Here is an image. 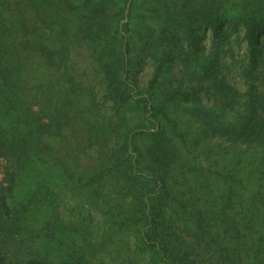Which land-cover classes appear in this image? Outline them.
<instances>
[{"label":"rangeland","instance_id":"obj_1","mask_svg":"<svg viewBox=\"0 0 264 264\" xmlns=\"http://www.w3.org/2000/svg\"><path fill=\"white\" fill-rule=\"evenodd\" d=\"M16 1L0 0V19L15 31L17 24L5 9ZM123 5L124 0H29L23 16L31 29L45 30L47 42L51 38L57 47L64 46L63 58L53 64L30 52L20 84L42 155L38 160L26 156L20 184L8 189V161L0 156V198L8 199L5 212L14 218L40 209L46 221L39 219L27 235L0 247L23 255L37 251L56 260L74 254L91 264H170L141 243L142 221L119 219L112 200L114 192L121 203L131 201L126 136L146 124L141 102L131 99L116 105L108 95L110 77L119 79L124 71L120 37L112 31L120 13L117 7ZM94 9L102 13L93 15ZM131 9L140 20L130 32L129 76L139 89L144 90L152 77L166 33H171V49L173 38L186 44L183 24L188 17L200 37L199 53L213 54L221 72L217 78L203 79L194 72L196 63L187 66L184 54L172 51L157 81L156 100L169 95L166 112L177 120L185 139L169 129L162 115L161 131L136 137L141 164L161 172L170 188L167 202H157L173 226V239L186 246L198 264H264V138L213 131L223 121L232 125L242 106L247 78L242 19L249 12L262 24L254 81L264 92V0H133ZM214 17L227 32L223 37L213 35ZM85 27L87 32L79 31ZM218 78L229 85L227 95L216 90ZM193 88L195 96L183 97L181 91ZM196 107L202 110L198 116ZM206 111L213 115L209 118ZM259 111L264 116V109ZM8 120L0 110V130H7ZM159 145L163 148H156ZM137 182L141 193L152 185L150 180ZM205 206L219 215L200 217L201 230L197 210ZM222 209L231 215L227 224L221 223ZM226 245L239 254H227Z\"/></svg>","mask_w":264,"mask_h":264},{"label":"trees","instance_id":"obj_2","mask_svg":"<svg viewBox=\"0 0 264 264\" xmlns=\"http://www.w3.org/2000/svg\"><path fill=\"white\" fill-rule=\"evenodd\" d=\"M132 1L133 0H124V5L122 7H117L120 13L116 14L118 19L114 28L112 27V31H114L115 34L118 33L120 37L122 44V58L120 57V62L123 65L124 71L122 76L119 74V79L110 77L108 95L113 99L116 105L128 103L131 99H136L141 102L146 124L135 126L126 136L127 144L130 147L126 152L127 155L125 158L128 173L126 186L129 187L128 189L131 188L132 190V193L127 196L131 198V201H129L128 204L121 203L118 201L117 195H115L114 192H112V200H116L118 205L119 210L116 214L120 216L119 219L142 221L143 226L140 232L141 243L144 246L152 247L154 253L162 260L170 264H198L196 259L190 257L191 254L187 247L178 245L173 239V226L165 218L166 215L165 211H162L163 208L158 206L160 203L164 204L167 202V192L170 191V188L161 172L159 173L155 169L145 167L141 164L140 157L138 156L140 152L135 141L139 134L153 133L159 129L161 131V123L158 120V115H162L167 119L170 130L172 129L173 132L185 139V134L179 129L177 120L173 119L171 115L166 112V101L169 95L163 93L165 94L164 100H156L158 78L162 70H164L163 68L167 67L171 62L173 52L179 53L180 55L184 54L182 58L187 66L188 64L196 63L197 67L193 68L195 70L194 72L199 74L203 79H208L210 77L212 79L217 78V76L221 75V72L218 70L213 54L201 55L199 53L200 37L194 25L193 18L188 17L183 24V37L186 44L180 42L177 38H173V49H171V33L169 37L168 33H166L164 35L165 44L164 46L161 45L162 53L158 57L156 56L157 60L152 77L149 79L147 87L144 90L139 89L134 79L129 76L131 64L129 52L132 44L130 32L133 23L136 24L140 20L131 9ZM28 3L29 0H17L14 7H10L9 9L6 7L5 9L10 20L12 18L11 21H15L17 24L16 31L3 23V19H0V110L8 117V127L6 128L12 133H8V131L4 129L0 130V156H4L6 161H8L5 167V178L9 186H6L5 189L14 188V185L20 184L22 180L20 178L22 175V162L26 156L31 155L38 160L42 155L40 142L36 143L33 138L35 128L31 126V123L28 121L27 111L29 106L24 98L25 92L22 89L23 86L20 84L22 76L26 72L25 69L28 66L26 63L29 61L30 52H37L36 54L43 56L45 62L49 61L54 64L55 61L63 58L62 53L64 51V46L61 45L57 47L58 44L52 41L51 38L49 42H47L49 35H46L43 28H37L36 30L31 29V23L23 16V13H25L24 11L27 10ZM101 13L102 11L99 9H94L92 12L93 15L98 16ZM242 21L244 26L243 39L245 41L247 54V60L244 66V75L247 78L246 88L242 92V106L235 115L232 125L223 121L221 124H217L219 125L218 128L213 127V131L222 133L233 130L237 137L244 139L250 137L264 138V116L259 111L260 108L264 109V92L258 89L254 81V74L257 70L259 55L262 48V24L259 16L255 12H249L244 16ZM211 22L213 25V35L216 37H223V35L227 33L223 26L221 27L218 25L216 17L212 18ZM85 28L79 31L85 33L88 31L89 27ZM83 36L87 37L85 35ZM89 38L91 41L93 40L92 36ZM49 67L50 66H47V68ZM57 69L59 70L60 67L58 66L54 71H58ZM55 74H57V72ZM218 79L219 82L216 84V90L227 95L230 92L229 85L225 84L223 78ZM174 91L180 92L181 90L175 89ZM181 93L183 97H188L190 95L195 96L197 88L183 90ZM61 107L62 106H58L56 110L60 111ZM201 112V108H195V115L198 116ZM205 115H208L210 118L213 114L206 111ZM56 124L60 126L58 121ZM228 126L231 127V129L227 128ZM19 131H23L24 134H18ZM7 135L11 138H8ZM156 148L162 149L163 145L156 146ZM98 176L99 180H102L103 174L100 173ZM138 180L141 183L144 180H150L152 181V185L141 193V188L137 186ZM111 186L113 188L115 187V185ZM123 187L122 185L121 188ZM8 208V199L2 196L0 198V245H7V243L16 242L20 237H24L25 234L27 235L29 231H32L31 229H35L36 226H38L37 221L39 219L44 218L46 221V217L44 216L46 212L44 210L35 209L32 212H28V215H21L14 218L5 212V210L8 211ZM221 212V223H229L228 219L231 218L229 211L222 209ZM187 213H189V211ZM210 213H212V215H219L218 212H213V209L209 206H205V208L200 210L198 208V227L201 228V230L204 229V226L201 224L202 220L200 217H205V214L209 217ZM235 225L236 224H234V226ZM233 247L234 246H225L227 254H239L237 250L235 253L232 252ZM247 251H249V249ZM0 264L91 263L84 257L74 254H69L67 257L56 260L43 256V254L37 251L23 255L15 248L11 250L3 246L0 247Z\"/></svg>","mask_w":264,"mask_h":264}]
</instances>
